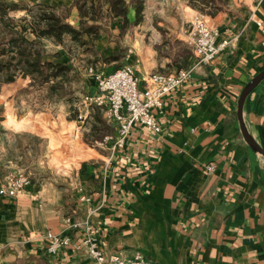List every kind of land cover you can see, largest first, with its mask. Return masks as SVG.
Masks as SVG:
<instances>
[{"label":"crops","instance_id":"1","mask_svg":"<svg viewBox=\"0 0 264 264\" xmlns=\"http://www.w3.org/2000/svg\"><path fill=\"white\" fill-rule=\"evenodd\" d=\"M11 2L45 3L58 10L67 5L65 20L74 26L79 21L73 0ZM247 2L243 26L230 18L219 23L220 38L234 35V43L208 64L189 60L191 78L163 96L161 108L153 111L158 132L134 126L111 157L105 150L78 162L69 173L70 199L60 176L39 180L35 176L43 171L36 169L30 187L14 197L0 196V264H91L71 247L48 253L43 237L60 231L58 222L67 210L83 217L88 204L78 200L79 188L91 195L92 226L106 253L139 251L154 264H264V157L245 141L237 117L242 89L264 69V0ZM17 11L26 10L9 15ZM128 18L124 28L121 17L105 26L104 18L95 22L103 30L95 47L107 50L106 59L126 47L132 63L138 60L141 83L151 72L180 67L176 47L162 55L154 46L161 38L188 37V19L170 13L169 0H145L138 24H132L129 6ZM242 119L264 150V79L245 98ZM27 137L13 135L15 145L1 138L0 183L5 168H18L32 156ZM209 163L213 171L207 170Z\"/></svg>","mask_w":264,"mask_h":264},{"label":"rangeland","instance_id":"2","mask_svg":"<svg viewBox=\"0 0 264 264\" xmlns=\"http://www.w3.org/2000/svg\"><path fill=\"white\" fill-rule=\"evenodd\" d=\"M73 1L75 4L76 0ZM90 1L99 3V0H87L88 4ZM126 1L129 2V0ZM245 1L247 2V0H216L219 11L215 16L192 9L197 11L196 15L204 17L210 25L218 29H220L219 23L226 22L228 18L243 26L248 11ZM18 4L20 5L19 10L25 9L26 11H22V14L17 11L9 17L12 19L14 31H24L22 27L30 28L33 15L37 14L38 10L34 8L29 13L27 8L35 4L31 6H26L24 2H18ZM65 6L62 10L56 9V12L64 17L68 16L70 8ZM188 7L190 6L184 0H169L170 13L176 14L179 18L186 17L188 19L186 25L189 26L186 28V35L190 31L191 22L195 17ZM16 14L17 16H15ZM100 15L102 19L104 18V26L115 18L111 16L108 6L103 1ZM1 28L2 24H0V31ZM28 38H31L30 34H28ZM168 38H161L159 44H154L159 53L166 55L173 47H176L178 56L175 61L180 67L187 66L189 60L195 59L193 47L189 43L188 37L185 41L173 38L170 42ZM95 40L89 50L73 45L68 36L64 37V45H52L49 41L43 40L45 45L43 59L52 60L53 54L60 51L59 60L68 63L72 68L68 74L70 80L65 83L63 97L59 98L57 95L49 93L48 85L51 83L33 84L29 77H23L20 74H17L11 84L3 86V82L0 83V144L3 141L1 138L4 137V141L10 140L7 143L15 145L16 142H12L13 135L28 134L25 143L30 145L29 148L32 149V156H27L23 165L18 168H5L3 178L9 174L21 172L29 176L32 183L36 180L33 176V169L43 171L35 176L39 180L40 178H47V176L57 177L58 175L60 176L58 182L66 189L65 193L68 195L66 198L70 199L71 185L69 184L71 180L69 173L72 168L81 160L96 159L99 157V153H105V150L95 147L94 142L104 135L110 134L112 128L98 108L85 107L82 104V96L94 90V73H108V68L113 71L131 64L132 61L130 59L131 53L126 50V47L121 48L112 59H106L109 56L107 50L105 48L101 50V47L96 48ZM125 56L130 61L124 60ZM90 68L92 69L91 72L89 71ZM4 75L2 73L0 77L4 78ZM8 110L11 111L10 116ZM80 110L82 112L87 110L88 112L82 123L76 121V116ZM97 115H100L104 124L97 122ZM93 125L101 129L99 134L95 132L96 135H101L100 137L95 136L92 132ZM2 133L8 136H2ZM65 207H71V203H67ZM67 211L65 215L70 212V210Z\"/></svg>","mask_w":264,"mask_h":264},{"label":"built area","instance_id":"3","mask_svg":"<svg viewBox=\"0 0 264 264\" xmlns=\"http://www.w3.org/2000/svg\"><path fill=\"white\" fill-rule=\"evenodd\" d=\"M235 39L236 36L220 38L218 28L210 25L199 15L194 17L188 33L196 64L210 63L223 50L230 47ZM137 65L138 60H134L133 63L108 73H94V90L82 96V104L85 107L98 108L112 128L110 134L94 142L95 147L109 151L110 157L125 146L134 126H141L154 132L160 130L153 111L161 108L165 94L191 78L193 70V66L189 65L173 72H151L141 83L136 74ZM87 114V110L84 112L80 110L76 121L82 123ZM207 170L213 171L214 164L209 163ZM31 184L29 176L21 172L9 174L0 183V196L14 197ZM78 191V200L88 204L83 217L63 216L58 222L59 232L46 231L43 234L48 253L57 254L71 247L91 264H154L139 251L130 256H124L120 252L103 251L92 226V215L96 208L90 205L91 195L82 188ZM75 234H79L78 239H74Z\"/></svg>","mask_w":264,"mask_h":264},{"label":"trees","instance_id":"4","mask_svg":"<svg viewBox=\"0 0 264 264\" xmlns=\"http://www.w3.org/2000/svg\"><path fill=\"white\" fill-rule=\"evenodd\" d=\"M105 3L112 17H121L123 28L129 24V6L134 11L132 24H138L143 18L144 0H99V3L87 0H76L79 11V21L76 26L65 20L62 14L56 12L53 6L37 3L28 7L29 13L35 8L38 13L33 15L30 28L22 27L24 31H14L9 11L18 9L20 5L7 0H0V77L1 82L14 81L17 74L29 77L33 84H49V93L64 96L65 83L69 82V72L72 70L68 63L59 60L61 52L53 54V59H43L44 42L47 40L52 45H64V37L68 36L71 43L81 46L86 50L92 48L93 41L99 36L101 25L95 22L102 19L101 5ZM193 9L215 16L219 11L216 0H185ZM91 20L92 23L88 21ZM29 29V31H26ZM33 37L28 38L26 34ZM185 60V59H184ZM180 67L177 66V69ZM176 69V70H177ZM97 122L104 124L100 115L96 116ZM101 129L93 125L92 132L99 134Z\"/></svg>","mask_w":264,"mask_h":264},{"label":"water","instance_id":"5","mask_svg":"<svg viewBox=\"0 0 264 264\" xmlns=\"http://www.w3.org/2000/svg\"><path fill=\"white\" fill-rule=\"evenodd\" d=\"M264 79V69L261 70L259 73H257L242 89L240 96L237 101V117L240 124L241 133L245 139V141L248 143L250 148L257 153H260L264 157V150L257 145L251 137L248 135L247 130L244 126L243 119H242V107L245 98L247 95L261 82V80Z\"/></svg>","mask_w":264,"mask_h":264}]
</instances>
